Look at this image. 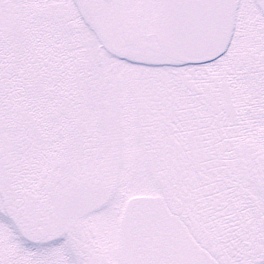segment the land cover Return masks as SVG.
<instances>
[{
  "label": "snow or ice",
  "instance_id": "1",
  "mask_svg": "<svg viewBox=\"0 0 264 264\" xmlns=\"http://www.w3.org/2000/svg\"><path fill=\"white\" fill-rule=\"evenodd\" d=\"M0 264H264V0H0Z\"/></svg>",
  "mask_w": 264,
  "mask_h": 264
}]
</instances>
